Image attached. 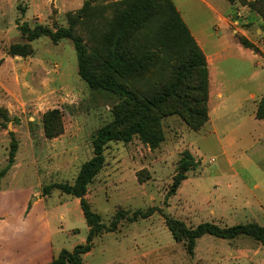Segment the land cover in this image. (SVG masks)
Segmentation results:
<instances>
[{
  "label": "rangeland",
  "instance_id": "374dc122",
  "mask_svg": "<svg viewBox=\"0 0 264 264\" xmlns=\"http://www.w3.org/2000/svg\"><path fill=\"white\" fill-rule=\"evenodd\" d=\"M171 1L189 31L212 38L203 44L205 53L218 54L207 64V120L195 129L165 109L151 115L164 137L158 146L137 136L105 144L103 165L84 199L105 227L115 228L95 235L82 264H258L256 257L263 256L264 243L243 235L205 234L189 251L186 241L173 238L166 218L189 227L264 226V120L255 115L264 99V0ZM128 7L129 0H0V171L15 146L12 165L0 175V264H35L41 257L24 223L29 207H40L43 199L47 207L60 208L50 218V244L41 258L50 262L62 249L85 242L89 225L79 199L55 188L45 194V187L72 185L93 156L98 130L128 106L121 93L92 87L81 77L71 39L44 35L29 41L20 26L55 31L72 23L88 52L96 54L91 57L97 71L107 39ZM158 19L153 15L121 39L122 49L144 68L109 72L140 92L166 90L176 78L173 66L183 62L154 43ZM12 44L27 45L29 52L13 54ZM192 73L186 85L196 81ZM45 117L59 134L45 135ZM137 212L148 215L129 221ZM43 223L39 216L36 224Z\"/></svg>",
  "mask_w": 264,
  "mask_h": 264
},
{
  "label": "trees",
  "instance_id": "16d2710c",
  "mask_svg": "<svg viewBox=\"0 0 264 264\" xmlns=\"http://www.w3.org/2000/svg\"><path fill=\"white\" fill-rule=\"evenodd\" d=\"M153 15L159 17L153 29L154 43L160 44L165 53L170 52V57L183 58V62L178 61L173 66L176 78L166 90L150 88L140 92L133 86L119 82L110 76L109 72L121 75V73L138 72L144 68V62L141 59L127 55L122 49L123 41L121 39L132 27L148 22ZM20 28L29 41L44 35L49 36L52 40L71 39L74 43L81 77L92 87H106L121 93L128 103V106L125 104L120 107L112 122L98 130L92 141L93 156L82 164L74 183L72 185L51 184L45 187V194L55 188L78 198L89 230L84 243L76 244L72 251L62 249L50 262L43 264H82L81 255L90 251L95 235L102 229L111 231L115 228L114 224L111 227H105L100 222L99 215L90 209L88 202L84 199L87 184L103 165L105 144L111 140L129 142L134 136H137L152 148L158 146L164 137L157 128L158 119L151 115L155 112L163 113L165 109H168V112L173 111L180 114L195 129L203 125L207 120L208 72L206 58L171 0H129L128 10L118 19L116 28L112 30L107 39V54L105 60L97 66V71H95L94 61L91 57L96 54L88 52L80 37L73 32L72 23L66 28L59 27L55 31L40 24L33 27L24 24ZM239 41L245 47H252L245 39L240 38ZM167 46L170 50L166 49ZM10 52L25 55L29 49L27 45L12 44ZM190 73L197 79L192 85H186L185 78ZM255 115L257 119L264 120V99L259 102ZM44 128L47 137H53L61 132L59 127L48 122V117L44 119ZM14 152L15 146L11 149L8 163L0 171V175L4 174L12 165ZM147 215V213L137 212L128 220L135 221L138 217L143 218ZM166 225L175 240L186 241L189 251H192L195 240L205 234L222 239H232L243 235L264 243V226L254 222L224 227L212 222H202L195 227H189L181 220L166 218Z\"/></svg>",
  "mask_w": 264,
  "mask_h": 264
},
{
  "label": "crops",
  "instance_id": "0c3cea01",
  "mask_svg": "<svg viewBox=\"0 0 264 264\" xmlns=\"http://www.w3.org/2000/svg\"><path fill=\"white\" fill-rule=\"evenodd\" d=\"M191 34L197 41V44L199 45V47H201V49L204 51L207 64L213 65L215 58L218 54L216 53V51H211L208 54H206L204 50V45H203L204 42H208V43L211 42L212 38L209 37V35L202 33L199 30L194 31V33L191 32ZM75 202L79 204V200L76 199ZM63 203L66 204V202H63ZM65 204H62V205L64 206ZM58 205L47 207L45 204V200L43 199L40 207L38 206V203L35 206L29 207V211L27 212V215L25 217L26 223L24 224H25V228L27 229L26 231L30 233L31 238L33 239V242H32L33 246L35 250H38L37 253H41V257L42 255H44V251L46 250V247L50 244L49 243L50 241L49 237L51 234L50 232L51 229L49 227L50 218H53L56 216V212L60 208V206ZM39 216L44 218V223L42 224V226L40 225V227H39V224H36V221L39 219ZM60 217L64 218L63 213H61ZM43 235H45L46 237L42 239ZM262 255H263L262 257L261 256L258 258L256 257L255 259V261L258 264H264V252ZM41 257L37 256L36 259H33L35 261V264H43L44 262H47L51 259V258L47 259V258H41Z\"/></svg>",
  "mask_w": 264,
  "mask_h": 264
}]
</instances>
